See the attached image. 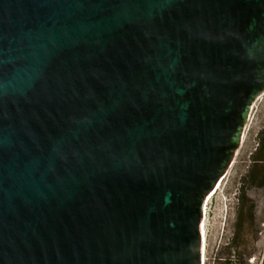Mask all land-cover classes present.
Masks as SVG:
<instances>
[{
	"label": "water",
	"instance_id": "1",
	"mask_svg": "<svg viewBox=\"0 0 264 264\" xmlns=\"http://www.w3.org/2000/svg\"><path fill=\"white\" fill-rule=\"evenodd\" d=\"M263 94L264 0H0V264H209Z\"/></svg>",
	"mask_w": 264,
	"mask_h": 264
},
{
	"label": "rangeland",
	"instance_id": "2",
	"mask_svg": "<svg viewBox=\"0 0 264 264\" xmlns=\"http://www.w3.org/2000/svg\"><path fill=\"white\" fill-rule=\"evenodd\" d=\"M263 131L264 94L210 206L209 264H264V186L245 178ZM239 189L240 202L236 199Z\"/></svg>",
	"mask_w": 264,
	"mask_h": 264
},
{
	"label": "trees",
	"instance_id": "3",
	"mask_svg": "<svg viewBox=\"0 0 264 264\" xmlns=\"http://www.w3.org/2000/svg\"><path fill=\"white\" fill-rule=\"evenodd\" d=\"M264 135V131L262 132ZM252 166L251 169L247 172L245 178H249L251 182L256 186H264V137L260 139V143L256 148L252 156ZM242 192L239 189V192L236 193V199L238 202L242 199ZM234 237L231 238L229 245L232 246Z\"/></svg>",
	"mask_w": 264,
	"mask_h": 264
},
{
	"label": "bare ground",
	"instance_id": "4",
	"mask_svg": "<svg viewBox=\"0 0 264 264\" xmlns=\"http://www.w3.org/2000/svg\"><path fill=\"white\" fill-rule=\"evenodd\" d=\"M260 99V98H259Z\"/></svg>",
	"mask_w": 264,
	"mask_h": 264
}]
</instances>
